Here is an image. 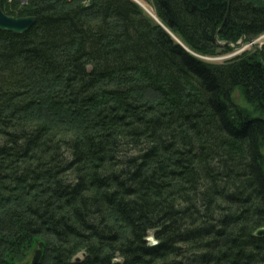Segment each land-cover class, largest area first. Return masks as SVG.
Masks as SVG:
<instances>
[{
	"label": "trees",
	"instance_id": "1",
	"mask_svg": "<svg viewBox=\"0 0 264 264\" xmlns=\"http://www.w3.org/2000/svg\"><path fill=\"white\" fill-rule=\"evenodd\" d=\"M145 1L4 0L0 264H264V0Z\"/></svg>",
	"mask_w": 264,
	"mask_h": 264
},
{
	"label": "water",
	"instance_id": "2",
	"mask_svg": "<svg viewBox=\"0 0 264 264\" xmlns=\"http://www.w3.org/2000/svg\"><path fill=\"white\" fill-rule=\"evenodd\" d=\"M3 2L4 0H0V30L6 32H12L18 35L28 32L35 24L36 18L33 16L19 17V18L10 16L7 13H5L3 9ZM256 235L257 236L264 235V228L259 229L256 232ZM42 248H43V244L40 243L38 249L34 253L32 263L38 264L40 262Z\"/></svg>",
	"mask_w": 264,
	"mask_h": 264
},
{
	"label": "rangeland",
	"instance_id": "3",
	"mask_svg": "<svg viewBox=\"0 0 264 264\" xmlns=\"http://www.w3.org/2000/svg\"><path fill=\"white\" fill-rule=\"evenodd\" d=\"M139 3H138V2ZM136 2L138 4H140L144 9L145 7L141 4V2L139 0H136ZM151 6V5H150ZM152 7V6H151ZM146 10V9H145ZM147 11V10H146ZM148 12V11H147ZM149 13V12H148ZM151 14V13H150ZM152 16H154L153 14H151ZM264 43V35L260 36L258 39H256L254 42H252V44H241V46L237 49H235L232 53L230 54H225V55H221L219 57H215V58H205L207 61H212V62H223L226 61L236 55H238L239 53H241L242 51H244L245 49H251L253 44H257V45H262ZM235 99L240 102L238 104L243 105L244 107H248L249 105L246 103V101L244 100V98L241 95V92L238 90L235 95H234V101ZM150 240H154L152 237V234L150 236ZM33 259V258H32Z\"/></svg>",
	"mask_w": 264,
	"mask_h": 264
},
{
	"label": "bare ground",
	"instance_id": "4",
	"mask_svg": "<svg viewBox=\"0 0 264 264\" xmlns=\"http://www.w3.org/2000/svg\"><path fill=\"white\" fill-rule=\"evenodd\" d=\"M10 1V0H9ZM140 2H141V4L145 7V9L149 12V13H151V14H153L154 15V11H153V9H152V7L150 6V4L147 2V1H145V0H139ZM155 16V15H154Z\"/></svg>",
	"mask_w": 264,
	"mask_h": 264
},
{
	"label": "built area",
	"instance_id": "5",
	"mask_svg": "<svg viewBox=\"0 0 264 264\" xmlns=\"http://www.w3.org/2000/svg\"><path fill=\"white\" fill-rule=\"evenodd\" d=\"M11 1V0H10Z\"/></svg>",
	"mask_w": 264,
	"mask_h": 264
}]
</instances>
